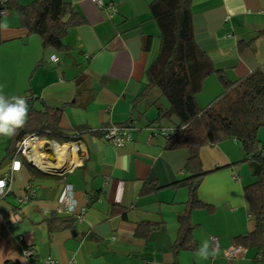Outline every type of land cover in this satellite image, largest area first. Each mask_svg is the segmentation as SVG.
I'll list each match as a JSON object with an SVG mask.
<instances>
[{
    "label": "crops",
    "instance_id": "0c3cea01",
    "mask_svg": "<svg viewBox=\"0 0 264 264\" xmlns=\"http://www.w3.org/2000/svg\"><path fill=\"white\" fill-rule=\"evenodd\" d=\"M34 1L18 0L23 6ZM65 1L86 24L68 31L64 51L44 48L14 11L0 17L8 25L0 30V94L32 96L38 110H62L59 124L66 133L85 128L76 141L80 164L72 170L50 175L32 166L38 171L34 174L22 160L11 190L0 197V264H37L46 258L60 264H251L257 249L232 242L255 228L245 188L256 179L236 140L200 150L208 174L197 194L212 211L191 213L192 236L197 250L205 241L214 248L216 239L215 257L202 259L197 250L176 255L189 189L173 185L185 178L190 152L167 149L161 136L149 139L152 126L179 125L177 119L157 120L160 108L168 104L156 88L141 98L160 51V32L149 10L154 0H102L105 8L90 0ZM109 4L117 9L113 18ZM192 11L197 44L231 82L255 70L264 73V0H192ZM251 41L240 51L239 42ZM224 92L218 77L211 75L196 96L198 107H209ZM113 126L130 128L131 140L121 148L102 135ZM12 140L0 136V179L16 159L8 156ZM68 194L74 211L59 214ZM54 215L76 220L75 226L51 231ZM27 248L36 255L26 258ZM231 248L241 252L228 258Z\"/></svg>",
    "mask_w": 264,
    "mask_h": 264
},
{
    "label": "trees",
    "instance_id": "16d2710c",
    "mask_svg": "<svg viewBox=\"0 0 264 264\" xmlns=\"http://www.w3.org/2000/svg\"><path fill=\"white\" fill-rule=\"evenodd\" d=\"M4 10L14 11L21 26L30 35H38L44 48L54 47L60 51L68 49L64 44L68 31L86 24L85 18L65 0H36L27 6L21 5L18 0H0V11ZM149 10L151 20L160 32L161 43L159 55L147 72L148 84L141 98L153 88L159 90L168 105L160 108L157 120L177 119V127L180 128L167 140L166 148L188 149L190 152L185 178L173 185L189 189V200L185 213L180 216L179 235L174 244L176 255L182 250H197L192 236L191 213L196 209L212 211L198 199L197 194L202 179L208 174L203 170L200 150L204 146L236 140L242 145L252 176L256 179L245 188L255 228L252 233L235 237L232 242L236 247L257 249L258 255L251 264H264V142L258 137L264 127V73L255 70L231 82L223 70L214 66L209 55L196 42L192 0H154ZM2 43L0 39V48ZM251 44L252 41L239 42L240 51ZM211 75L218 77L225 92L209 107L200 109L196 96ZM26 99L28 121L13 137L8 156L16 155V144L26 135L47 137L60 144L79 140L85 128H78L76 133L64 132L59 124L62 110L47 106L38 110L34 108L35 99L32 96ZM27 167L30 172L38 174L34 167ZM152 188L158 190V187ZM75 223L74 219L54 215L49 226L51 231H62L73 228Z\"/></svg>",
    "mask_w": 264,
    "mask_h": 264
},
{
    "label": "built area",
    "instance_id": "2783aa9c",
    "mask_svg": "<svg viewBox=\"0 0 264 264\" xmlns=\"http://www.w3.org/2000/svg\"><path fill=\"white\" fill-rule=\"evenodd\" d=\"M92 3L96 4L100 8H105L102 4V0H90ZM106 8L109 10L110 18H113V16L117 13V9L114 7V5L109 4L106 6ZM7 13V11H0V15L4 16ZM179 127L174 128H162L160 126H152L150 128V141H153L156 137H163L166 140H169L171 136H173L177 131H179ZM104 138L106 140H109L115 148H121L123 147L127 142L131 140L130 135V128L124 127V126H113L108 129H105L104 131ZM48 140L52 143H56L58 145H69V144H60L54 139H50L47 137H41L39 135H26L23 137L17 144H16V159L13 161V164L11 166V170L5 174V176L0 179V181H4V187L3 189H0V197L5 196L9 193L11 190V184H12V178L15 172L19 171L22 167V160L26 161L27 163H32L31 158L33 157L32 149L30 148L32 143H36L38 140ZM71 152H78L79 151V144L77 142L70 144ZM42 152V148L40 149ZM35 165V164H34ZM18 166V167H17ZM73 168L69 169L72 170ZM31 196L34 195L33 193L30 194ZM73 204L72 196L71 194H68L64 201L62 208L58 209V213L62 214L64 211H66L69 207V205ZM213 246L215 250L219 249V244L216 239H212ZM240 248H231L226 251V256L228 258H232L236 256V254L240 253ZM36 255V251L33 248H27L24 250V256L26 258H31ZM37 264H60L53 258H46L41 261H39Z\"/></svg>",
    "mask_w": 264,
    "mask_h": 264
},
{
    "label": "clouds",
    "instance_id": "9594fccd",
    "mask_svg": "<svg viewBox=\"0 0 264 264\" xmlns=\"http://www.w3.org/2000/svg\"><path fill=\"white\" fill-rule=\"evenodd\" d=\"M7 23H0V30H7ZM52 61H55V55L50 57ZM29 117L27 99L23 96H6L0 94V136L2 137H14L22 129ZM18 167V166H17ZM4 181H0V189L4 187ZM2 194V193H0ZM75 202L69 205L68 212L74 211ZM202 259H208L209 257H215L216 250L212 248L208 241L202 243L195 253Z\"/></svg>",
    "mask_w": 264,
    "mask_h": 264
},
{
    "label": "bare ground",
    "instance_id": "6f19581e",
    "mask_svg": "<svg viewBox=\"0 0 264 264\" xmlns=\"http://www.w3.org/2000/svg\"><path fill=\"white\" fill-rule=\"evenodd\" d=\"M30 148L33 152L32 162L45 173H61L80 164L76 152L72 153L69 145L40 139L32 143Z\"/></svg>",
    "mask_w": 264,
    "mask_h": 264
},
{
    "label": "rangeland",
    "instance_id": "374dc122",
    "mask_svg": "<svg viewBox=\"0 0 264 264\" xmlns=\"http://www.w3.org/2000/svg\"><path fill=\"white\" fill-rule=\"evenodd\" d=\"M156 90H157L156 92H159L158 89H156ZM164 100H165V99H164ZM165 102H166V101H165ZM166 103H167V102H166ZM258 136H259V138H260L261 140H264V127L260 129Z\"/></svg>",
    "mask_w": 264,
    "mask_h": 264
},
{
    "label": "water",
    "instance_id": "95a60500",
    "mask_svg": "<svg viewBox=\"0 0 264 264\" xmlns=\"http://www.w3.org/2000/svg\"><path fill=\"white\" fill-rule=\"evenodd\" d=\"M31 166H34L35 168H37L40 172H42V173H44L45 174V172H43L42 170H40L37 166H35L34 164H32V163H29ZM48 174H50V173H48ZM50 175H53V174H50Z\"/></svg>",
    "mask_w": 264,
    "mask_h": 264
}]
</instances>
